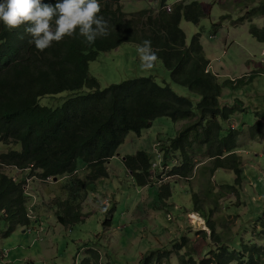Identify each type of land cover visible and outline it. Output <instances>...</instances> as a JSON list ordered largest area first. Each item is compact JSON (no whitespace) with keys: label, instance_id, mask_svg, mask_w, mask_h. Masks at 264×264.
<instances>
[{"label":"trees","instance_id":"obj_1","mask_svg":"<svg viewBox=\"0 0 264 264\" xmlns=\"http://www.w3.org/2000/svg\"><path fill=\"white\" fill-rule=\"evenodd\" d=\"M169 1L160 0L158 10L144 8L129 13L125 11L122 0H99L100 14L110 25L109 36L98 38L93 45L86 44L78 35L66 37L62 42H53V46L43 52L29 44L30 37L24 34L22 27L9 31L0 22V141L8 146L22 145L21 150L3 152L0 165L21 172L28 170L31 177L44 182H50L49 177H58V182L67 179L64 184L68 197H53L56 215L65 226L84 220L82 201L88 197L86 185L110 175L109 163L117 156L129 134L135 131L142 135L154 120L163 116L174 121H186L178 135L164 145L163 162L171 170L167 178L153 182L154 168L159 163L153 160L152 155L146 150L127 155L125 164L137 185H156L158 198L166 202L173 195L172 178L190 181L197 174V164L208 160V164H202L208 166L201 177V181L206 183L199 187L202 194L213 198L217 207L227 201L215 192L214 176L219 169L232 172L235 179L232 185L218 183L217 186L225 189L228 199L240 198L239 192L243 191L245 182L241 171L242 157L238 152L240 132L231 124L226 125L234 108L221 103L222 86L218 76L213 71H206L211 63L205 56L200 32L187 43L180 26L183 18L199 23L204 7L199 0H181L174 3L172 11H169ZM56 2L42 0V3L52 5ZM248 14L240 20L264 17V0H259ZM250 33L264 42V27L251 24ZM144 40L152 41L158 59L171 71L173 81L199 97L196 102L179 94L171 84L160 83L152 75L129 78L106 88H102L97 78L90 76V64L101 53L115 50L127 42L142 45ZM258 74H264V64H260ZM253 76L250 74L247 81ZM236 80L232 82L236 83ZM83 90L87 92L57 108L40 103L44 96ZM254 129L263 134L260 121ZM251 137L254 139L257 134ZM196 150L202 154V161L195 159ZM80 159L86 178L80 175ZM27 183V179H15L8 172L0 174V211L10 222H20L25 226L33 221L25 189ZM200 190L193 194L194 212L202 211L200 216L207 222L210 238L218 246L197 261L193 242L190 244V239L182 237L181 243L175 244L181 264L262 262L264 246L242 243L240 249L230 250L222 244L221 234L211 219L216 206L205 205V213ZM253 229L254 238H264V210ZM195 233L196 240L201 239L200 235L204 239L208 237L205 231ZM183 247L186 251L180 254ZM90 250L98 256L96 249ZM175 251L150 250L142 254L139 264H170ZM94 255L81 264H98Z\"/></svg>","mask_w":264,"mask_h":264},{"label":"rangeland","instance_id":"obj_2","mask_svg":"<svg viewBox=\"0 0 264 264\" xmlns=\"http://www.w3.org/2000/svg\"><path fill=\"white\" fill-rule=\"evenodd\" d=\"M122 1L125 11L129 13L144 8H160V0ZM177 1L170 0L169 4L173 6ZM199 1L204 7V15L199 23L183 18L180 26L186 34L187 43L195 33L200 32L205 56L222 86L221 103L234 108L226 125L228 127L234 123L240 132L238 148L245 178L243 191L239 192L240 198L234 196L232 200L228 199L225 189L217 186L218 183L232 185L235 179L232 172L219 169L214 176L215 192L227 201L217 207L213 198L202 194L199 187L206 183L201 181V177L208 168L202 164H208V160L197 164V174L190 181L172 178L173 195L166 202L158 198L156 185H137L125 164L127 155L136 154L139 150H146L152 155L153 160L159 163L154 168L153 182L167 178L171 170L163 162L164 145L178 135L186 121H174L169 116L159 117L142 135L135 131L129 134L119 151L121 155L109 163L108 177L86 185L88 197L82 201L85 218L70 226L59 221L53 200L55 196L68 197L64 184L67 179L63 178L58 183L44 182L31 178L28 170L25 174L26 171L17 172L0 165V174L8 172L19 180L28 179L25 189L33 216L32 223L25 226L20 222H10L0 211V264H81L94 255L91 248L98 253V256L94 255L98 264H139L142 254L150 250L175 251V244L181 243L182 237L190 239V244L193 242L194 258L199 261L218 246L210 238L207 222L200 216V213L203 215L202 211L194 212L193 194L199 190L205 213V205L216 206L211 212V219L217 225L223 245L230 250L240 249L242 243L264 246V238L256 239L252 234L264 210V74H258L260 64H264V42L258 41L250 33L251 24L263 27L264 21L258 17H253L252 21H241L242 16L249 15L247 3L242 0ZM138 46L140 44L127 42L115 50L101 53L90 64V76L97 78L102 88H106L129 78L152 75L162 84H171L179 94L195 102L199 99L187 87L173 81L171 71L161 59L157 60L152 70H141ZM250 74L254 76L247 81ZM233 79H237V82L233 83ZM86 92L65 91L48 95L42 97L40 103L57 108ZM259 121L262 135L254 129ZM252 134H257V137L252 139ZM10 149L21 150L22 145L8 146L0 141V154ZM195 153V159H204L200 152ZM79 163L80 175L86 178L83 161L80 159ZM109 219L110 223L107 222ZM200 231L207 232V239L202 235L199 236L201 239H195V232ZM185 251L183 247L180 254ZM170 264H181L177 251L172 254ZM259 264H264V260Z\"/></svg>","mask_w":264,"mask_h":264},{"label":"clouds","instance_id":"obj_3","mask_svg":"<svg viewBox=\"0 0 264 264\" xmlns=\"http://www.w3.org/2000/svg\"><path fill=\"white\" fill-rule=\"evenodd\" d=\"M101 11L99 0H57L54 5L42 0H0V22L9 31L22 27L29 44L40 52L66 37L78 35L93 45L98 38L109 36L110 25ZM137 52L141 70H152L158 60L152 41L144 40Z\"/></svg>","mask_w":264,"mask_h":264},{"label":"crops","instance_id":"obj_4","mask_svg":"<svg viewBox=\"0 0 264 264\" xmlns=\"http://www.w3.org/2000/svg\"><path fill=\"white\" fill-rule=\"evenodd\" d=\"M242 1H244L245 3H247V5H246V9H247V11L249 10L248 8H252V7H254L256 4H257V1L255 2L254 0H242ZM123 2V1H122ZM178 2V1H177ZM142 10V9H141ZM256 17H258V18H260L262 21H264V17L263 16H256ZM263 27H264V25H263ZM264 51V50H263ZM211 66H212V64H211ZM239 153H240V150L238 151ZM2 154V153H1ZM0 154V155H1ZM12 170H15L16 171V169H13V168H11ZM28 172L26 171L25 172V174H27ZM11 174V173H10ZM34 179H36V178H34Z\"/></svg>","mask_w":264,"mask_h":264},{"label":"built area","instance_id":"obj_5","mask_svg":"<svg viewBox=\"0 0 264 264\" xmlns=\"http://www.w3.org/2000/svg\"><path fill=\"white\" fill-rule=\"evenodd\" d=\"M178 1H181V0H178ZM167 9H168L169 11H172V4L169 5V6L167 7ZM263 54H264V52H263ZM206 71H207V72H208V71H213V70H212V66L209 65L208 68L206 69ZM233 80H236V79H233ZM231 126H232V128H236V125H235L234 123H231ZM16 171H17V172H21L20 170H17V169H16ZM13 176H14V175H13ZM14 178H15V179H18V177H17L16 175L14 176ZM31 178H35V177H31ZM27 181H28V179H27ZM49 181H55V180H54L53 177H49Z\"/></svg>","mask_w":264,"mask_h":264},{"label":"water","instance_id":"obj_6","mask_svg":"<svg viewBox=\"0 0 264 264\" xmlns=\"http://www.w3.org/2000/svg\"><path fill=\"white\" fill-rule=\"evenodd\" d=\"M121 155V153L119 152L118 154H117V156H120ZM56 182H58L59 181V178L58 177H55V179H54Z\"/></svg>","mask_w":264,"mask_h":264}]
</instances>
